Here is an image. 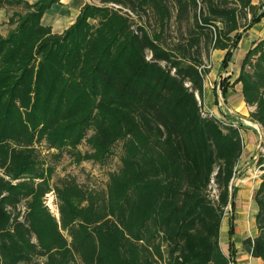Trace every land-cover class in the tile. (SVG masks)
Here are the masks:
<instances>
[{
  "label": "trees",
  "instance_id": "obj_1",
  "mask_svg": "<svg viewBox=\"0 0 264 264\" xmlns=\"http://www.w3.org/2000/svg\"><path fill=\"white\" fill-rule=\"evenodd\" d=\"M96 1L53 33L42 17L59 0H0L23 9L0 35V264H230L234 246L222 251L220 229L229 208L234 234L229 185L244 144L240 126L203 111L202 52L209 62V50H224L225 70L264 17V0ZM171 4L176 20L193 12L176 42L167 39ZM147 12L152 28L132 17ZM236 83L264 130V39L243 54L231 85L220 80L222 95ZM119 141L121 166L102 196L71 178L52 186L53 169L37 156L44 142L77 164H101ZM82 142L89 151L78 150ZM260 179L258 234L242 246L264 264ZM49 192L58 219L45 204Z\"/></svg>",
  "mask_w": 264,
  "mask_h": 264
},
{
  "label": "rangeland",
  "instance_id": "obj_2",
  "mask_svg": "<svg viewBox=\"0 0 264 264\" xmlns=\"http://www.w3.org/2000/svg\"><path fill=\"white\" fill-rule=\"evenodd\" d=\"M30 3H33L36 0H26ZM200 1V0H199ZM81 3H98L96 0H79ZM259 0H253L254 4H257ZM22 5L18 6H3L0 7V35H6L7 32L12 28L8 23L10 17L14 11H22ZM111 6V5H110ZM171 20H170V30L168 31L167 39L168 42H176L178 39L183 40L186 36V30L189 25L192 24L193 12L190 9V12L184 18V20H176L177 12L176 8L171 4ZM135 23L137 25L145 24L149 28H152L155 24L153 16L150 12L143 13L142 19H138L136 16L132 15ZM249 17V16H248ZM144 22V23H143ZM219 25V24H218ZM220 26V25H219ZM212 52V51H211ZM209 50V53L211 55ZM240 51L237 56H239ZM203 61L205 62V67L212 71V63L206 62V53L202 52ZM209 73V72H208ZM210 75L205 76L206 80H209ZM209 84V82H208ZM210 85H214L213 82H210ZM212 115V114H211ZM249 117V116H248ZM220 119L221 118H217ZM223 121V120H222ZM225 122V121H224ZM239 126L244 129L252 131L256 136V142L253 146V150L246 154V156L239 161L236 167V174L234 175V197L235 204L239 207L241 203L242 193L247 194L244 198L251 202L254 201L253 197L255 191L257 190L255 186L258 184V178L264 173V130L259 127V124L247 118ZM256 125V126H255ZM91 132L89 131L88 134ZM243 144L246 142L244 139ZM122 141L115 143L111 149L109 156L106 160L101 163H93L91 161H83L79 164L75 163L72 156L67 152L63 151L61 154H57L56 150H48L46 144L41 142L37 144V156L40 160H44L47 166H50L53 169L52 176L50 179V184L54 186L58 184L60 180L64 178L73 179L80 187L84 190L91 191L98 194L99 196L105 195L107 184L109 180V175L113 172H117L121 166V156L123 153L122 150ZM78 150L82 153L89 151V146L82 142L78 146ZM217 189L215 186H212L211 197L217 198ZM244 196V195H243ZM44 201L46 206L49 208L50 212L56 217L59 218L57 200L53 192H49L45 195ZM246 203V202H245ZM255 203V202H254ZM247 206V205H246ZM237 207V208H238ZM237 208L235 209V221L239 218L237 215ZM230 216V209H226L224 218L222 220L221 229H220V247L223 252L227 251L228 242H232V237L228 236V218ZM234 221V222H235ZM234 235V234H233ZM233 243V242H232ZM234 264V260L231 261Z\"/></svg>",
  "mask_w": 264,
  "mask_h": 264
},
{
  "label": "crops",
  "instance_id": "obj_3",
  "mask_svg": "<svg viewBox=\"0 0 264 264\" xmlns=\"http://www.w3.org/2000/svg\"><path fill=\"white\" fill-rule=\"evenodd\" d=\"M84 4L85 3L80 4L79 0H59L58 4L53 5L44 13L42 21L51 27L53 33H61L74 22ZM262 39H264V17L242 35L237 47L233 50L232 59L225 70H221L220 68L225 51L215 49L211 52L209 62L210 64L212 63L213 69L212 71L208 70L206 73V75H210L209 80H206L204 77L202 97L203 111L212 114L216 118H222L226 121L236 123L237 125L249 118V113L253 108L249 107L244 102L240 83L230 86L224 96L221 90L220 92L217 91L215 85L219 84L220 86V80L225 78H227V81L231 85L239 74L243 54L252 48L256 42ZM239 51L240 54L237 56ZM210 82H213L214 87L210 85ZM239 130L242 139L246 142L240 157L241 161L246 154L253 150L256 136L252 131L244 129L241 125ZM260 182L261 179L258 178V184L255 186L256 189L259 187ZM245 196H247V194L242 193L243 198H241L240 206L238 207L236 205V208L238 207L236 216L239 219H236L234 222V235L232 237L234 264H262L263 261L261 258L252 257L242 246L244 239L254 238L258 234L255 221L257 206L254 201L248 202V200L244 198ZM224 253L228 255V247L227 251Z\"/></svg>",
  "mask_w": 264,
  "mask_h": 264
},
{
  "label": "water",
  "instance_id": "obj_4",
  "mask_svg": "<svg viewBox=\"0 0 264 264\" xmlns=\"http://www.w3.org/2000/svg\"><path fill=\"white\" fill-rule=\"evenodd\" d=\"M259 127H260V125H259ZM233 187H234V177L230 181V185H229V191H230L229 207L230 208L232 207V204H233V197H234Z\"/></svg>",
  "mask_w": 264,
  "mask_h": 264
},
{
  "label": "built area",
  "instance_id": "obj_5",
  "mask_svg": "<svg viewBox=\"0 0 264 264\" xmlns=\"http://www.w3.org/2000/svg\"><path fill=\"white\" fill-rule=\"evenodd\" d=\"M213 87H214V85H213ZM215 88L217 89V91H219L220 92V86H219V84H216L215 85ZM205 112V111H204ZM211 115V114H210ZM220 120V119H219ZM223 120V121H222ZM221 122H223L224 124H229V125H232V126H234V127H238V125L236 124V123H232V122H229V121H226L225 119H222L221 118V120H220ZM225 121V122H224ZM230 264H233L232 262L230 263Z\"/></svg>",
  "mask_w": 264,
  "mask_h": 264
},
{
  "label": "bare ground",
  "instance_id": "obj_6",
  "mask_svg": "<svg viewBox=\"0 0 264 264\" xmlns=\"http://www.w3.org/2000/svg\"><path fill=\"white\" fill-rule=\"evenodd\" d=\"M256 126V125H255Z\"/></svg>",
  "mask_w": 264,
  "mask_h": 264
}]
</instances>
